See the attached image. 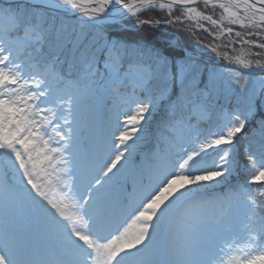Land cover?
<instances>
[{"label": "snow or ice", "instance_id": "6c2138e0", "mask_svg": "<svg viewBox=\"0 0 264 264\" xmlns=\"http://www.w3.org/2000/svg\"><path fill=\"white\" fill-rule=\"evenodd\" d=\"M200 5L0 0V264H264V78L258 91L252 77L264 73V0ZM174 8L207 21L210 36L234 35L227 51L248 45L256 58L217 55L197 39L227 70L202 64L166 34L190 35ZM157 10L168 15L147 17ZM241 169L244 182L212 212L187 211Z\"/></svg>", "mask_w": 264, "mask_h": 264}, {"label": "rangeland", "instance_id": "374dc122", "mask_svg": "<svg viewBox=\"0 0 264 264\" xmlns=\"http://www.w3.org/2000/svg\"><path fill=\"white\" fill-rule=\"evenodd\" d=\"M198 10L204 12L205 15H212L213 19H219L221 12H222V10L219 8L212 9L211 5L207 9L204 8L202 5H200L198 7ZM173 14L181 16V19L184 20V26H186L190 30V35L195 37L196 39H199L201 42V45L212 44L213 47L216 49L215 54H217V55L227 51V49L225 48V43L227 40L235 38L234 35L232 37H228L227 34L220 35V34L215 33V32H213L211 36L208 35L207 32L201 30V26H202L204 29H208L209 32L211 31V27L209 26L208 22L201 20L200 25L198 26L195 23V21H188L183 16V10L182 9L174 8ZM166 15H168V14L163 12V16H166ZM224 23L227 24V21H225ZM177 27H180V26H177ZM232 27L234 29V32L240 30L239 26H237V25H234ZM182 32H184V31H182ZM213 37H215V39H213ZM229 47L233 48L232 51H227V54L229 56H232V57L239 56L241 59H245V60H252V59L256 58L253 54L257 51V49H254L248 45L238 44L235 46L230 45ZM194 48H195V51L193 52V55H197L198 57H202L204 55L206 59L213 60L214 53L210 52L209 50H207L206 48H204L202 46L197 47L196 44H195ZM221 63H224V62H221ZM217 72L220 73V71H217ZM105 107H106L105 101L100 100L98 102V108H99V111L101 113H103V110ZM138 163H143L145 166H147L150 162L148 160L144 159V155H143V157L140 159V161ZM7 177H14V176H12L10 171H8ZM5 182H6V170L4 169L3 165L0 164V190L3 189ZM131 194H132L131 181H129V195H131ZM217 200H219V199H217ZM217 200H212L209 197V195L207 194V192H202L196 198V201L198 202L199 206L187 208V211L194 213V214L200 213V212H212L214 210V205H215V202ZM182 211H183V209H182ZM238 236H239L240 241L243 243V241L245 239V234L243 232H241L238 234ZM235 254L236 253H234V255Z\"/></svg>", "mask_w": 264, "mask_h": 264}, {"label": "trees", "instance_id": "16d2710c", "mask_svg": "<svg viewBox=\"0 0 264 264\" xmlns=\"http://www.w3.org/2000/svg\"><path fill=\"white\" fill-rule=\"evenodd\" d=\"M147 17H152V18H156V19H160L163 17V12L161 11H150L147 13ZM145 17V18H147ZM66 21L68 23H72L75 24L77 23V21L75 19L72 18H66ZM129 30L130 32L133 34V36L135 38H144L146 43L149 46H162L164 44L165 41V37L154 32L152 29L148 28L147 26L140 28L139 30L132 28L131 25L129 26ZM175 33L176 37L178 40H180V47H184L185 42H187L188 47L189 48H194L195 44H196V38L185 33L182 31H177L175 28H167L166 29V34H172ZM173 44H176V40L172 41ZM198 61H200L202 64L207 65L209 67H214L215 70L220 71V73H225L226 72V67L224 65V63H219L216 64L214 63V60H210V59H206L205 56L203 55L202 57H198L197 55H194ZM140 59L147 61L148 57L145 55L143 57H140ZM234 71L236 69H233ZM243 75L247 76V72L242 73ZM252 77H253V87H255L258 91H259V81L261 80V78H264V73H252ZM223 103V101H221ZM233 103H234V99H233ZM162 117V113H158L155 114L153 117V125L156 124L157 121H159ZM153 131H155V127H153ZM258 133H257V138H258ZM153 139V137H148L145 139L144 144H149V141ZM245 140H241L240 145L238 146L241 150L244 146ZM144 150H140L139 155L137 157L138 161L139 159L142 157ZM242 160V158H241ZM244 173H243V169H241V174L239 177H236L235 179L232 180L231 184H225L223 186H214L212 189H209L207 192V194L209 195V197L212 200H217V199H221L223 197L226 196V194L228 192L231 191V189L233 187H235V185L237 183H243L244 182Z\"/></svg>", "mask_w": 264, "mask_h": 264}, {"label": "water", "instance_id": "95a60500", "mask_svg": "<svg viewBox=\"0 0 264 264\" xmlns=\"http://www.w3.org/2000/svg\"><path fill=\"white\" fill-rule=\"evenodd\" d=\"M165 2H167V0H165ZM197 4L200 5V0H197Z\"/></svg>", "mask_w": 264, "mask_h": 264}]
</instances>
